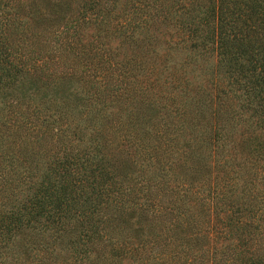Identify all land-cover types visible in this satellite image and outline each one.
I'll list each match as a JSON object with an SVG mask.
<instances>
[{
	"label": "trees",
	"instance_id": "1",
	"mask_svg": "<svg viewBox=\"0 0 264 264\" xmlns=\"http://www.w3.org/2000/svg\"><path fill=\"white\" fill-rule=\"evenodd\" d=\"M0 264H264V0H0Z\"/></svg>",
	"mask_w": 264,
	"mask_h": 264
}]
</instances>
